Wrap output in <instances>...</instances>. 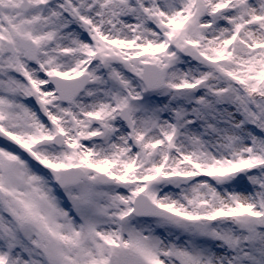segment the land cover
<instances>
[{"label": "snow or ice", "instance_id": "6c2138e0", "mask_svg": "<svg viewBox=\"0 0 264 264\" xmlns=\"http://www.w3.org/2000/svg\"><path fill=\"white\" fill-rule=\"evenodd\" d=\"M0 264H264V0H0Z\"/></svg>", "mask_w": 264, "mask_h": 264}]
</instances>
